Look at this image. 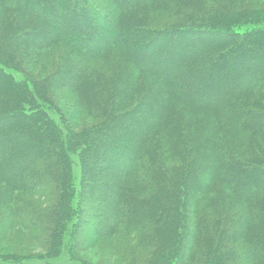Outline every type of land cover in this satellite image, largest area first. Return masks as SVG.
<instances>
[{
    "label": "trees",
    "instance_id": "obj_1",
    "mask_svg": "<svg viewBox=\"0 0 264 264\" xmlns=\"http://www.w3.org/2000/svg\"><path fill=\"white\" fill-rule=\"evenodd\" d=\"M16 1L0 0V39L7 33L2 42L10 46L25 37L28 19L46 24L55 34L46 45L67 50L52 60L74 63L66 76L84 81H75L72 89L95 122L79 129L60 120L66 122L65 131L39 102L45 99L58 107V98L48 96L50 89L45 97L31 91L41 92L46 79H34L31 87L0 69V87L13 89L16 105L2 117L15 130H0V184L20 195L41 192V200L52 203L43 209L25 197V203L9 208L0 204V237L5 231H29L45 258H55L65 248L74 254L77 245L119 235L122 240L108 253L125 264H264V238L249 243L243 238L248 228L264 226V110L255 107L264 105V68L251 77L264 62V41L255 39L264 37V26L236 28L249 5L238 0L230 5L223 0L211 5L205 0L174 1L185 9L176 8L178 20L167 23V29L145 28L154 36L132 48L117 36L118 30L133 32L126 26L129 20L143 19L165 0H111L123 28L111 24L91 0ZM162 34L166 37L160 38ZM251 36L256 44H250ZM181 54L198 62L205 54L209 59L203 70L183 66L181 78L170 80L164 67ZM140 56L148 66L139 63ZM6 58L0 53V63ZM21 60L14 62L20 65ZM94 60L107 62L110 70L90 65ZM91 82L95 88L86 93ZM9 138L13 143L5 144ZM75 151L82 173L78 205L71 201L70 154ZM86 189L94 190L84 196ZM166 196L174 198L162 205ZM86 198L95 208L103 202L105 213L82 236ZM71 226L68 247L63 234ZM129 229L141 242L146 236L152 240L147 239L148 253L132 244Z\"/></svg>",
    "mask_w": 264,
    "mask_h": 264
},
{
    "label": "rangeland",
    "instance_id": "obj_2",
    "mask_svg": "<svg viewBox=\"0 0 264 264\" xmlns=\"http://www.w3.org/2000/svg\"><path fill=\"white\" fill-rule=\"evenodd\" d=\"M41 3L42 2H47V0H38ZM93 1V6H96L98 11L101 12V14H104V16L108 17L110 20L111 24H115L116 27H121L123 28V24L119 25L116 22L115 19V13L112 12L113 6L110 3L111 0H91ZM160 1V0H157ZM164 0H162L163 2ZM174 1H180V0H165L164 3L159 4L155 6V9L151 11L150 13L147 14L146 17H144L141 20H129L127 23V27H133V32L130 33H125L123 29L118 30L119 37L123 40L124 42H129L130 45H132V48H136L140 41L142 39H150L154 35L151 34V32H146L144 29L145 28H153V29H167V23L172 22L173 20L175 21L178 20L179 16L177 17L176 8H181L180 6L174 4ZM182 1V0H181ZM186 1V0H184ZM192 0H189V2ZM213 1L217 0H205L206 5H211ZM228 1V5H230L229 1L231 0H223V3ZM234 0H232L233 2ZM237 1V0H235ZM241 1V4L249 5V8L247 9V12L245 14V19L244 21L236 25V28L238 29H250L253 28L254 26H264V0H238ZM18 3V0L16 1ZM95 3V4H94ZM38 5V2L35 3V6ZM240 6V5H239ZM175 9V10H174ZM39 10V9H38ZM181 12L185 11V9L180 10ZM223 12V10H220ZM224 12H227L224 10ZM36 13H39V11L36 10ZM147 13V11H145ZM4 18H9V14L3 12L2 13ZM140 14V13H139ZM233 16V15H232ZM3 19V17H2ZM19 19V17H18ZM165 19H167V22H164ZM195 19V18H194ZM256 19V20H255ZM20 20V19H19ZM160 20V21H158ZM254 20L256 22H254ZM59 23L62 22V18H59ZM253 22V23H252ZM29 26H25L23 29V33L26 34L25 37L21 38L19 37V40L16 42H9L11 45L7 46L6 43L2 42L5 41L8 38L7 33L2 34L4 36L2 40L0 39V43L2 44L3 47L0 49V53L2 54L3 57H6V60L4 63H0V69L6 72H10L12 76L19 82H22L24 84V80H27V85L28 86H33L34 84V79L41 81L46 79V82L48 81V84H44L42 87L43 90L39 92V90H33L31 91L34 93L36 92L37 94L44 96L45 97V92L50 89V92L48 93V96H51L54 101H55V96L58 98L56 100V103L58 107H56L55 102L54 103H45L42 102V99L40 104L43 105L45 111L47 112L48 116L56 123L58 126H60L62 129L66 131V122H62L63 120H67L69 124H73L80 126L77 128H81V126L84 124L86 126L87 124L94 123L95 120L86 113V110L83 109V107L80 104V100L78 98L77 93L72 89L77 85V80H80L79 83H83L82 79L75 78L73 81L68 79L69 77L66 76V71L69 70V66H73V62H71L69 59H65L64 62L59 63V61H53L52 59L58 58L61 55H63V52H66V48L62 45H46L48 44V41H50V38L52 40V37L55 36V34L51 31L48 30V27L46 24L42 25L38 21L36 22L35 20L28 19ZM55 24V23H54ZM180 23H177L175 26V29L179 27ZM77 24H74V27L76 28ZM80 26V24H79ZM141 30H144V32H141ZM39 31V33H35ZM135 31V32H134ZM20 31H16L15 33L18 34ZM28 33L34 34L33 36H29ZM166 37L165 35H161L160 38ZM254 37L251 36L250 40L252 41L250 44H256L253 42L255 39H258L259 41H264V37L261 39V37ZM80 39V38H79ZM162 40H165L162 39ZM30 43L33 44L31 49L29 50ZM162 43V42H161ZM13 44V45H12ZM46 45L47 47H44ZM129 45V46H130ZM165 45V44H161ZM235 48H237L236 44H233ZM37 46V47H36ZM224 47V46H223ZM233 47V48H234ZM199 51H203V49H199ZM12 55V57L10 56ZM26 54L28 55L27 57ZM9 55V58H8ZM24 55V56H23ZM38 55V56H36ZM22 58V64L18 65L16 62H14V59ZM203 59L198 61H193L192 57H187L186 55H178V58L173 61V63L170 62V64H167L164 68L166 69L167 76L169 77L170 80H179L181 78V71L183 66H190L194 72H198L200 70H203L206 63L208 62V54H205ZM262 58V57H259ZM63 60V59H62ZM191 60V61H190ZM34 64H30L34 62ZM146 60L143 57H139V63L148 66L147 63L149 61ZM30 62V63H28ZM190 62H195L190 63ZM16 65V66H14ZM81 66V64H79ZM92 66H94L97 69H102L103 71H109L110 67L108 66L107 62L101 61V60H94L91 61ZM24 66V67H22ZM198 66V67H197ZM219 67V66H217ZM76 68V67H75ZM258 68H264V62L260 64V66L256 67L254 72L251 74V77L253 78L255 75L257 76L259 72ZM58 69H63L62 71H59ZM32 71L33 74L31 73V76H29L30 72ZM71 70V69H70ZM29 73H28V72ZM232 72V71H231ZM230 72V73H231ZM109 73V72H108ZM229 73V77L233 76L234 73ZM38 76V77H36ZM52 83V86L51 84ZM75 85V86H74ZM101 81H98V84L96 85L97 88L100 86L101 87ZM2 86V85H1ZM94 86V83L91 82L88 86V89H86V93H90L92 91L91 87ZM68 88V89H67ZM95 88V87H93ZM179 88H182L179 86ZM197 88V87H195ZM3 89V90H2ZM99 89V88H98ZM103 90V89H102ZM55 91V94L53 95L52 93ZM106 91V90H104ZM102 91V92H104ZM12 92L13 89H8L6 86L0 87V130H4L8 132L9 134L14 133L15 129H11L8 127L10 124L8 120L2 119V117L7 114L8 112H11L12 108H16L15 102L11 100L12 98ZM101 92V89H100ZM123 92V91H122ZM104 95V94H103ZM153 96L156 98L158 97L156 93L153 94ZM94 109L92 106H88ZM256 108H259L260 110H264V105L263 104H256ZM26 110L30 109V105L25 106ZM89 108L88 110L92 111L93 109ZM106 108V107H105ZM13 110V109H12ZM95 111V110H94ZM107 111V112H106ZM106 113L109 112V110L106 109ZM114 112V111H113ZM62 120V121H60ZM98 120V118H96ZM63 130V131H64ZM64 131V132H65ZM3 140L1 141L0 145H2ZM5 144H12L13 140L12 138L6 139L4 141ZM3 151L1 150L0 147V158L2 159ZM25 156L24 154H18L17 157L19 156ZM72 163H71V181L73 185V195H72V203L74 205H78L79 199H80V192L82 190V173H81V167L80 163L78 161V154L77 152H73L70 154ZM1 162V160H0ZM101 162H97V166L100 167ZM122 166V164L115 165V168H119ZM58 176L55 177V179ZM117 179V178H116ZM115 179V180H116ZM90 182V181H89ZM88 183V181H87ZM91 184L93 182H90ZM87 188V185L86 187ZM94 190V189H91ZM86 189L84 196H88L92 191ZM41 193V192H40ZM38 192V196L34 194H18L17 192L15 193L14 191L10 190L8 186L4 185L3 183L0 184V204H5L3 207L9 208L11 206H15L16 204H22L23 202L25 203V200L23 198L27 197L30 198L32 201H34L35 205L40 208H46L52 203H46L41 200L39 196L42 195ZM19 196H22V199H19ZM11 197H14L13 200L8 201V199H12ZM90 197V196H89ZM164 197V196H162ZM174 197L166 196V200L162 199V205L166 204L165 202H168L169 204L171 203V199ZM170 199V200H169ZM20 200V201H19ZM101 204L97 208H95V202L92 203L91 199L86 198L85 203H82L85 211L82 213V223H81V229L79 231V234H83L82 236H85V234L90 231L91 225L93 222L97 221V217L102 216L105 213V210L103 209V202H99ZM97 204V205H99ZM161 206V204L159 205ZM158 206V207H159ZM143 207V206H142ZM95 208V209H94ZM264 210V207H263ZM95 216V217H94ZM16 229V228H13ZM72 226L69 230H66L63 234V240L67 239L68 247L70 246V238L72 237ZM130 231V229H129ZM131 236L129 238L131 239L132 244L137 247L140 251L146 252L149 250L147 247L150 245L147 244V239H149L148 236H146L145 241L141 242V239L137 238V234L134 231H130ZM246 236H243L245 241L249 243L251 240L254 239H262L264 238V226L262 227H250L245 233ZM80 237V239L82 238ZM66 238V239H65ZM119 240H122L121 236L119 235H114L110 237H104V239H101L97 241L96 243L93 242H88L86 245H84L82 248L77 245L76 247H73L72 249L74 250L72 252L69 250L65 252V249L58 254L55 258H45L42 257L44 252L33 243L31 232H27L24 230L16 229L12 230L9 233L5 231V234L3 237H0V264H55L61 262L62 264H125L123 261L120 260V256H115L111 253H108V251L111 248H114L116 243L118 244ZM151 240V239H149ZM77 243V236L76 239H74ZM152 241V240H151ZM207 240H205L204 244L207 245L206 243ZM81 242V241H80ZM83 243V242H82ZM94 243V244H92ZM65 245V244H64ZM148 245V246H147ZM66 247V246H65ZM64 248V246H63ZM80 248V249H79ZM41 255V258H39ZM150 255V252L149 254ZM19 257V258H17ZM19 260H17V259Z\"/></svg>",
    "mask_w": 264,
    "mask_h": 264
}]
</instances>
